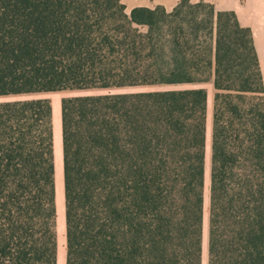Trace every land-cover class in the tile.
<instances>
[{
  "label": "trees",
  "instance_id": "1",
  "mask_svg": "<svg viewBox=\"0 0 264 264\" xmlns=\"http://www.w3.org/2000/svg\"><path fill=\"white\" fill-rule=\"evenodd\" d=\"M0 0V97L60 100L64 264H264V95L250 31L178 0ZM133 87L171 88L109 93ZM179 87V88H178ZM0 264H56L51 107L0 102Z\"/></svg>",
  "mask_w": 264,
  "mask_h": 264
},
{
  "label": "rangeland",
  "instance_id": "2",
  "mask_svg": "<svg viewBox=\"0 0 264 264\" xmlns=\"http://www.w3.org/2000/svg\"><path fill=\"white\" fill-rule=\"evenodd\" d=\"M206 92V126H205V155L203 173V229H202V252L201 264H206V236H207V205H208V180H209V141H210V115L212 88L210 83L198 86ZM179 88V87H178ZM171 88L158 87H133L113 90L109 93H137L144 91H156ZM106 91H72L57 92L28 96L0 97V102L20 101L35 98H46L51 107V133H52V156H53V179H54V205H55V235H56V264H64V208L62 190V167H61V136H60V100L65 97L83 95L105 94Z\"/></svg>",
  "mask_w": 264,
  "mask_h": 264
},
{
  "label": "crops",
  "instance_id": "3",
  "mask_svg": "<svg viewBox=\"0 0 264 264\" xmlns=\"http://www.w3.org/2000/svg\"><path fill=\"white\" fill-rule=\"evenodd\" d=\"M178 0H122L125 13L133 8L153 9L160 6L169 12ZM199 1L213 6L215 11H231L238 25L250 31L252 45L260 71L264 95V0H189L191 4Z\"/></svg>",
  "mask_w": 264,
  "mask_h": 264
}]
</instances>
